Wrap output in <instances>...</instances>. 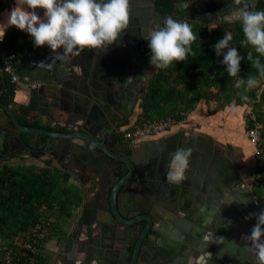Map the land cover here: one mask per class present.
Masks as SVG:
<instances>
[{"label":"water","instance_id":"obj_1","mask_svg":"<svg viewBox=\"0 0 264 264\" xmlns=\"http://www.w3.org/2000/svg\"><path fill=\"white\" fill-rule=\"evenodd\" d=\"M160 1L130 0L128 29L121 34L119 42L104 49L112 53L109 64L102 56V49L85 47L71 60L60 61L55 59L53 50L39 56L38 46H33L35 56L24 61L30 66L19 73L26 76L23 79L28 83H41L37 89H28L35 115L26 116L29 123L37 122L38 126L22 125L18 114L0 102L7 120L0 125V164L5 163L7 157L26 153L49 156L60 169L74 177L81 174L78 167H87V173L100 187L99 192L93 194L98 202L93 204L86 199L80 209V213L86 212L89 219L96 220L92 233L99 236L97 231H102L104 237L110 236L107 226L110 222L143 228L138 243L132 244L135 251L130 264H147L154 260L179 264L191 256L197 260L200 253L205 252L209 255L203 264L221 260L239 264L247 257L254 261L252 252L246 257L250 249L242 237L250 233L256 223L254 216L249 218L250 214L264 209V202L257 200L245 185L240 162L223 158V153L212 147L202 151L206 156L214 155V159L205 157L199 161L195 154L199 148L191 141L179 143L178 135L170 138L171 146L156 147L145 157L134 145H124L111 136L121 146L116 148L105 138V133L112 135L109 130L130 124V117L148 93L145 85L160 69L155 66L149 71L151 49L143 38L149 26L161 23L170 15L199 23L228 22L227 14L238 7L235 0H173L172 13L165 15L158 10ZM260 1L252 0L254 7ZM119 54L124 56L120 64L114 59L119 58ZM49 87L52 90L47 91ZM65 103L72 109L66 108ZM55 112L66 114L67 118L63 124L54 126L56 131H51L46 127ZM40 118L48 121L40 123ZM178 147H192L193 152L186 179L176 184L168 181L167 171L171 153ZM69 163L75 168L70 169L66 165ZM248 176L255 177L254 174ZM100 221L104 223L101 230ZM149 233L154 236V242L149 240L148 245L158 247L154 256L140 251ZM71 235L63 243L64 253L68 246L81 245L87 240V236L80 239L77 232ZM87 261L92 260L86 258L85 264Z\"/></svg>","mask_w":264,"mask_h":264},{"label":"trees","instance_id":"obj_2","mask_svg":"<svg viewBox=\"0 0 264 264\" xmlns=\"http://www.w3.org/2000/svg\"><path fill=\"white\" fill-rule=\"evenodd\" d=\"M6 3V0H0V13L6 9ZM173 6V0H161L157 7L160 13L170 15ZM255 8L264 9V0ZM188 22L197 36L192 42L194 54L160 68L152 76L148 93L139 104L141 112L130 130L150 121H185L203 99L213 95L223 108L233 105L253 107L264 137V78L246 93L248 99H243L242 90L234 86L236 78L229 75L226 66L220 62L223 56H217L213 48L226 30L232 31L234 38L230 43L245 57L240 75L258 74L247 60V53H259L252 45L241 43L245 39L241 23L223 22L211 26L209 23ZM13 34L15 38L21 36L19 31L13 30ZM3 75L0 76V89L5 94L0 95V102L10 105L16 86L8 83ZM19 122L24 126H35ZM256 176L258 193L264 197L262 159L257 160ZM86 196L84 186L50 162L44 166L32 163L0 167V261L11 258V264H51V257L40 250L51 241L63 244L70 237V227Z\"/></svg>","mask_w":264,"mask_h":264},{"label":"clouds","instance_id":"obj_3","mask_svg":"<svg viewBox=\"0 0 264 264\" xmlns=\"http://www.w3.org/2000/svg\"><path fill=\"white\" fill-rule=\"evenodd\" d=\"M235 3L238 7L227 14L226 20L239 21L245 37L241 43L252 45L259 53H247V60L258 74L240 75L245 57L230 43L234 38L232 31L226 30L213 48L217 56H223L220 62L229 75L236 78L234 86L242 90V98L248 99L246 93L264 78V9L255 8L252 0H235ZM6 13V20L0 23V41L14 25L30 34L35 46L47 45L55 53V59L67 61L85 47L104 50L119 42L130 24V0H15ZM143 38L151 49L150 63L165 68L194 54L192 42L197 36L187 20L170 15L161 23L149 26ZM192 152V147H178L171 153L167 171L170 183L179 184L186 179ZM252 216L256 223L242 239L255 257L254 264H264V209L251 213L249 218Z\"/></svg>","mask_w":264,"mask_h":264},{"label":"crops","instance_id":"obj_4","mask_svg":"<svg viewBox=\"0 0 264 264\" xmlns=\"http://www.w3.org/2000/svg\"><path fill=\"white\" fill-rule=\"evenodd\" d=\"M6 2H7L6 9L0 13V23L6 20V16H7L6 10L10 9L13 6L15 0H6ZM13 30L19 31L21 33V36L15 38V35L13 34ZM0 46L5 47L8 51H14L15 48H17L18 50H21L23 48L32 49L34 46V41L33 38L30 36V34H28L23 30L18 29L16 26L13 25L7 29L4 39L0 41ZM103 53L104 54H102V56L107 58V63L109 64L108 59L109 58L113 59L112 53H109L107 50H104ZM45 55H46L45 52H39V56H45ZM121 55L120 56L117 55L119 58H114L117 60L119 64L120 62L122 63L124 61V56ZM24 61L28 62L30 61V59H23L17 63L18 72L23 68L27 70L28 67L30 66L28 65V63L27 64L24 63ZM134 64L136 65L138 64V58L134 60ZM2 75L3 74L1 72V65H0V76ZM5 77L7 78L8 83L13 84L8 76ZM25 77L26 76L22 78ZM38 84L39 86H41V83ZM15 86H16V91H15V96L13 97V102L8 106L18 114L17 116L19 120L28 122L26 120V116L28 114L35 115V109L31 107L32 96H29V91L26 89V87H19L17 85ZM46 90L50 91L52 89L49 87L46 88ZM3 94H5V91H1L0 89V95L3 96ZM42 94H44V92H42ZM46 95L48 96L49 100H51V96H49V94L47 93ZM39 97L43 98L44 95H40ZM65 106L66 108L72 109L69 103H65ZM232 107L233 106H227L223 108L221 104H219L215 100V98L207 97L206 99H203L199 103L195 111L189 114V116L187 117V119L185 120L182 126L178 127L177 129H175L174 131L168 134L140 140L134 145V147H136L137 149H141L143 154H146L147 152L151 153V151L156 147L164 146L166 148L171 146L172 145L170 144L171 141H169L170 138L178 135L180 137L178 140L179 143H184L187 140L193 142V145L199 148L198 150H195L196 152L195 154H198L199 161H202L203 158L205 157H207L208 159L209 158L214 159V155H210L207 153L208 155L206 156L204 151H202L208 147H212L214 150H217L218 152H222L223 158L229 159L231 162H235V161L240 162V166L242 169L241 172L242 173L245 172V176L243 180L246 182L247 179L245 177L253 173V168L251 163L254 160L256 161L257 158L255 157V155H253L252 157L251 155L247 154V150H249V147H251L245 136L246 122L244 121V117H243V111L247 106L245 105V107L244 106H235L233 108ZM66 110L68 111V109ZM140 112L141 110L140 107L138 106L136 108V113L134 114L128 128H131L134 125V122L136 121ZM53 114L54 115H51L49 121L50 123H48L46 129H49L51 131H56L54 126H56L57 124L60 125L63 124L65 122L64 120H66L67 118V115L63 113L62 115L64 116L60 118L59 116L62 115H59L58 112H55ZM79 118L80 117H78V119ZM47 121L48 120L46 118H40V123H46ZM6 122L7 120L4 118L3 111L0 108V125ZM8 123L10 125L12 124L10 122ZM33 124H35V126H38L37 122H34ZM21 135L23 136V134ZM57 152L58 150H55V153ZM213 153L216 154L214 151ZM216 159H218V156H216ZM21 162L23 163L25 162L27 165L34 163L37 166H44L46 162H50L53 165L59 167L56 161L49 156L37 157L26 153H22V154L19 153L16 156H13L12 158L7 157L6 162L0 164V167H2L5 164L20 165L22 164ZM66 165L72 167L73 163H69ZM72 178L78 181L76 177L72 176ZM93 194H91L89 200L91 202L93 201L92 203L95 204L96 199L94 200ZM79 212L77 213V216ZM74 222L72 224V228L74 226ZM241 232H243V230H241Z\"/></svg>","mask_w":264,"mask_h":264},{"label":"flooded vegetation","instance_id":"obj_5","mask_svg":"<svg viewBox=\"0 0 264 264\" xmlns=\"http://www.w3.org/2000/svg\"><path fill=\"white\" fill-rule=\"evenodd\" d=\"M161 3V1L158 3V5ZM162 14V13H161ZM185 19V18H182ZM186 20V19H185ZM140 59V58H139ZM155 65L150 63V68L149 71L154 70ZM155 74V73H154ZM153 74V75H154ZM152 75V76H153ZM150 83V82H149ZM149 83H147L145 86L148 88ZM136 113V110L133 112L132 116L130 117V123L132 121V118L134 114ZM118 124V123H117ZM129 126V125H128ZM128 126L126 127H121L118 130H109L112 135H109L108 133H105V138L112 144V146L118 148L121 147L119 146L116 141L114 142L113 138L117 140L118 142L124 144V145H129L128 140L125 138V132L128 129ZM113 138H112V137ZM70 169L75 168L74 164L72 167H69ZM81 170L80 176L76 177L79 183L84 184L85 188L87 189V201H89V198L91 194L95 192H99V186L95 184V179L94 177L91 176V174L87 173V167L81 166L78 167ZM62 170V169H61ZM70 174V173H69ZM73 176V175H71ZM74 177V176H73ZM101 191V189H100ZM98 200L95 201L97 203ZM82 209V208H81ZM89 214H86L82 212L78 214L74 226L71 229V233L77 232L78 237L83 238L84 236H87V242L86 244H81V245H72L68 246L66 248V253L61 250L59 257L56 260L55 264H85V260H92L87 261V264H123L125 260L130 259L129 263L132 261L133 254L135 251V247L132 246L133 243H138V240H140L142 233H143V228L140 227L139 225H133V224H113L112 222L107 223V226H109L108 233L110 236L104 237L102 235V231H97L101 235H94L92 232H95L94 226H96V220H91L89 222ZM86 222L87 223L86 225ZM142 224H144L142 222ZM104 223L100 221V229L103 228ZM145 225V224H144ZM240 229V228H239ZM94 230V231H93ZM220 233V231H219ZM92 235L91 237H89ZM224 236V235H223ZM72 235H70L69 238H71ZM112 237V238H111ZM224 237H227L226 235ZM154 242V236L149 233L143 243L141 244L140 251L142 253H150L151 256H154L156 254V250L158 247H153L152 245H148V241ZM80 246V249H79ZM150 248H149V247ZM153 247V248H152ZM152 248V249H151ZM81 251V254L78 252ZM168 253V252H167ZM199 258L194 260L192 256L186 262L182 261L179 264H203L205 259H207V256L209 255L207 252L205 253H200ZM251 255V251L248 250L246 253V257ZM221 258V257H220ZM174 260V259H173ZM155 262H148L147 264H171L168 262H163V261H157L154 260ZM239 261V259H238ZM231 261V264H235V262ZM254 264V261L248 259L245 262L239 263V264H247V263ZM253 262V263H252ZM230 264V263H225V261L221 260V262H217L215 264Z\"/></svg>","mask_w":264,"mask_h":264},{"label":"built area","instance_id":"obj_6","mask_svg":"<svg viewBox=\"0 0 264 264\" xmlns=\"http://www.w3.org/2000/svg\"><path fill=\"white\" fill-rule=\"evenodd\" d=\"M39 52L47 53L52 50L47 45L38 46ZM35 56V52L30 48H23L17 51H8L5 47L0 46V65L1 72L10 78V81L19 86L26 87V89H37L38 83L26 82L17 70V63L23 59H31ZM25 85V86H24ZM248 123L246 125L245 136L249 144L254 148V155L257 159L264 161V137L261 125L257 122V116L253 112H248L246 115ZM184 121L178 122L175 119L159 120L146 122L142 126H137L135 129L128 128L125 132V138L128 140L129 145H135L138 141L145 138H153L168 134L178 127L183 125ZM12 259L7 258L0 261V264H11Z\"/></svg>","mask_w":264,"mask_h":264},{"label":"rangeland","instance_id":"obj_7","mask_svg":"<svg viewBox=\"0 0 264 264\" xmlns=\"http://www.w3.org/2000/svg\"><path fill=\"white\" fill-rule=\"evenodd\" d=\"M209 24H210V23H209ZM212 24L214 25L215 23H212ZM212 24H210V25L212 26ZM208 97H213V98H214L213 95H210V96H208ZM205 99H206V98H205ZM244 107H245V106H244ZM232 108H233V107H232ZM248 112L253 113V112H254L253 107H251V106H247V107L244 109V111H243V117H244V121L246 122V125L250 124V123H248L247 118H246V115H247ZM184 122H185V121H184ZM184 122H183V123H184ZM243 137H244V136H243ZM247 154H248V155H251V156L253 157V155H254V148H253L252 146L249 147V150H247ZM257 160H258V159H256V161H255V160L252 161V163H251V164H252V168H253V173H252V174L255 175L254 179H250L249 176H246L245 178H246L247 180H246V182H245V181H244V182H245V185L247 186V188H249V190L252 191V193H253V195L255 196V198H256L257 200H259V201L264 202V197L261 196V195L258 193V187H257V181H256V178H257V176H256ZM21 163H22V164H26L25 162H24V163L21 162ZM39 165H41V164H39ZM73 222H74V221H73ZM73 222H72V224H73ZM71 228H72V225H71V227H70V230H71ZM62 246H63V244H57L56 241H51V242L47 243L46 246L44 247V249H41L40 252H41L42 254H44V255H47V256L51 257V259H52V263H51V264H55L57 258L59 257V254H60V252H61V250H62Z\"/></svg>","mask_w":264,"mask_h":264},{"label":"bare ground","instance_id":"obj_8","mask_svg":"<svg viewBox=\"0 0 264 264\" xmlns=\"http://www.w3.org/2000/svg\"><path fill=\"white\" fill-rule=\"evenodd\" d=\"M139 150H141V149H139ZM142 151V150H141ZM146 154H150V152H147ZM142 156L143 157H145V154H143V152H142ZM245 230V229H244ZM244 232V231H243ZM243 232H242V234H243Z\"/></svg>","mask_w":264,"mask_h":264}]
</instances>
